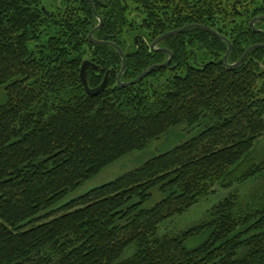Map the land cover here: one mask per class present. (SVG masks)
<instances>
[{
  "label": "trees",
  "instance_id": "trees-1",
  "mask_svg": "<svg viewBox=\"0 0 264 264\" xmlns=\"http://www.w3.org/2000/svg\"><path fill=\"white\" fill-rule=\"evenodd\" d=\"M104 1L0 0V264H264V48L230 69L228 41L197 26L225 30L233 64L262 41L249 21L264 0H240L243 17L238 0ZM185 26L158 43L175 70L120 85L108 42L129 82L168 58L153 41ZM85 60L99 66L91 88L108 76L99 95ZM180 126L194 135L74 195ZM219 189L197 225L162 230Z\"/></svg>",
  "mask_w": 264,
  "mask_h": 264
},
{
  "label": "rangeland",
  "instance_id": "rangeland-1",
  "mask_svg": "<svg viewBox=\"0 0 264 264\" xmlns=\"http://www.w3.org/2000/svg\"><path fill=\"white\" fill-rule=\"evenodd\" d=\"M194 132L186 130L184 126L173 129L160 139L154 140L144 151H136L125 157L121 158L117 162L107 166L103 171L97 174L94 178L86 182L81 188L78 189L74 195L84 194L89 190L106 184L122 174L142 166L149 159L164 153L176 145H179L183 141L192 137ZM228 193L227 190H218L215 194L210 195L198 205H195L188 212L178 217L169 220L162 230L168 231H183L187 228L197 225L204 219L207 210ZM160 194L155 191L153 198L148 202L147 206H153L159 199ZM202 238L189 242V247L197 246L202 242Z\"/></svg>",
  "mask_w": 264,
  "mask_h": 264
},
{
  "label": "water",
  "instance_id": "water-1",
  "mask_svg": "<svg viewBox=\"0 0 264 264\" xmlns=\"http://www.w3.org/2000/svg\"><path fill=\"white\" fill-rule=\"evenodd\" d=\"M89 1L93 4V0H89ZM97 1L102 2V0H97ZM263 18H264V16L256 17V18H254V19L251 21V24L254 26V22H255L256 20H258V19H263ZM102 23H103V20L100 18V24H99L95 29H97L98 27H100V26L102 25ZM189 26H193V25H189ZM189 26H185V27H182V28H180V29L172 30V31H169V32H167V33H165V34L159 36V37H158V38L152 43V46L154 47V46H155L156 44H158V42H159L160 40H162L163 38H166V37H168V36H171V35H174V34H176V33H179V32L183 31L184 29H186V28L189 27ZM197 26L202 27V28H205V29H207V30L210 31V32L217 33V32H215L214 30H212L211 28H209V27H207V26H205V25L197 24ZM95 29H93V30L91 31V33L89 34V39H90V41L93 42V43H96V44L104 43V41L96 40V39L93 38V32H94ZM228 43H229V51H228V52H230L232 46H231V42L228 41ZM115 46H116V45H115ZM258 46H259V45H254V46L249 47V48L247 49V51L244 53V55L239 59V61H237V62L234 63V64H229V63H227V56H228V53H227V54L225 55V59H226V63H227L228 68L233 69V68L238 67V66L242 63V61L244 60V58L246 57V55L249 53V51L252 50V49L255 48V47H258ZM116 47H117V46H116ZM117 48H118V50L120 51V54L122 55L123 62H124V63H123V67H122V71H121L120 75L118 76V81H119V83H120L121 86H128V85L134 84V83H136V82L142 80L145 76H147V75H148L151 71H153L155 68L164 67V66H166L168 63H170V60H171V59H169V60H168L167 62H165V63L152 65V66L149 67L147 70H145L141 75H139L136 79H134V80H132V81H129V82H122V81H121V74H122V72H123V71L125 70V68H126L127 60H126V57H125L123 51H122L119 47H117ZM167 51H169V50H167ZM169 52L171 53V51H169ZM89 67H92V68H95V69H99V66L95 65L93 62H91V61H89V60H85V61L83 62V64H82V67H81L80 78H81V81H82V83H83V86H84L86 92H87L89 95H91V96H96V95H99L101 92H103L104 89L106 88V86H107V82H108V76H105L103 82H102L98 87L91 88V87L89 86V83H88V77H87V70H88Z\"/></svg>",
  "mask_w": 264,
  "mask_h": 264
},
{
  "label": "flooded vegetation",
  "instance_id": "flooded-vegetation-1",
  "mask_svg": "<svg viewBox=\"0 0 264 264\" xmlns=\"http://www.w3.org/2000/svg\"><path fill=\"white\" fill-rule=\"evenodd\" d=\"M90 2V1H89ZM103 5H105V1L104 0H102V2H101ZM90 4H91V6L94 8V4H92L91 2H90ZM245 5H248V3H241L240 2V0H238L237 1V4H236V6H235V8H236V12H237V14H238V16H242L243 15V9L244 8H246V7H244ZM238 7V8H237ZM263 7H264V5H263ZM253 12V11H252ZM253 13H255V11L253 12ZM252 13V14H253ZM260 16H264V13H262V14H257V15H253V16H251V18H250V21H249V24H250V27L252 28V30H253V32H255V33H258V34H261V35H263V37L261 38L262 39V41H260V42H258V43H256V44H253V45H251V46H254V45H259L258 47H263L264 48V25H263V23H262V21L264 20V18L263 19H258V20H256L255 22H254V26L251 24V21L254 19V18H256V17H260ZM243 17V16H242ZM202 25V24H201ZM206 26V25H205ZM207 27H209V26H207ZM209 28H211L212 30H214L215 32H217V33H214V32H210V33H212L213 35H215V36H218V37H220V38H223V39H225V40H227V41H229V42H231L230 40H228L227 39V37H226V35H225V30L224 29H222L220 26H211V27H209ZM205 29V28H204ZM176 30V29H175ZM207 30V29H206ZM208 31V30H207ZM94 38V37H93ZM95 39V38H94ZM96 40H98V39H96ZM156 40V39H155ZM154 40V41H155ZM153 41V42H154ZM108 43H110L111 45H113L117 50H118V48L117 47H119L120 49H121V47L119 46V45H117L116 43H113V42H108ZM159 43V42H158ZM117 47H116V46ZM185 46H186V48H187V52H189V50H190V47H189V39L188 38H186V40H185ZM231 46H232V43H231ZM250 46V47H251ZM151 47H153L152 46V44H151ZM258 47H255V48H258ZM153 48H156V49H162V50H165V51H167V50H169V51H171L170 49H168V48H164L163 46H159L158 44H156ZM232 49V48H231ZM122 50V49H121ZM119 51V50H118ZM123 51V50H122ZM169 51H167L168 53H169V56H168V58L163 62V63H165V62H167L169 59H171L170 60V63H168L166 66L167 67H169L171 70H175L176 69V64H174L173 63V52L171 51V53L169 52ZM229 43H228V50H227V52H226V54L228 53L229 54ZM231 51V50H230ZM247 51V50H246ZM119 53H120V51H119ZM123 53H124V51H123ZM199 53L201 54V62H200V64H205L206 62H209L211 59H209V58H212L213 57V54L211 53V52H208L206 49H201V50H199ZM225 54V55H226ZM124 55H125V53H124ZM197 55V54H196ZM225 55H224V60H225V63H226V59H225ZM244 55V54H243ZM242 55V56H243ZM122 56V55H121ZM198 56V55H197ZM188 58H189V55H188ZM227 59H228V56H227ZM239 61V60H238ZM227 63H228V61H227ZM226 63V64H227ZM236 63V62H235ZM161 64V63H160ZM234 64V63H233ZM120 75V74H119ZM117 79H118V77H117Z\"/></svg>",
  "mask_w": 264,
  "mask_h": 264
}]
</instances>
